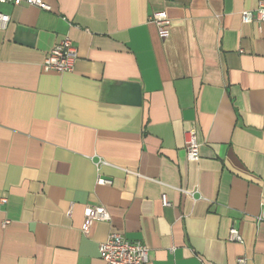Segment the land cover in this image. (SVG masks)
Instances as JSON below:
<instances>
[{"label":"crops","instance_id":"crops-1","mask_svg":"<svg viewBox=\"0 0 264 264\" xmlns=\"http://www.w3.org/2000/svg\"><path fill=\"white\" fill-rule=\"evenodd\" d=\"M44 1L0 4V264H105L112 233L148 264H264V0ZM66 38L74 71L44 72ZM89 206L110 221L84 235Z\"/></svg>","mask_w":264,"mask_h":264},{"label":"built area","instance_id":"built-area-1","mask_svg":"<svg viewBox=\"0 0 264 264\" xmlns=\"http://www.w3.org/2000/svg\"><path fill=\"white\" fill-rule=\"evenodd\" d=\"M0 4H10L13 6H31L44 11H51V6L44 0H0ZM10 21L9 16L0 13V28H4ZM158 28L159 36L162 40L170 37L171 21L165 12H156L151 20ZM242 21L244 24H252L254 22L264 23V2L255 11L242 12ZM78 54L72 41L69 38L61 41L46 58L43 69L47 73L66 74L74 71L75 62ZM201 145L198 135L195 131L186 132V153L190 162H198L200 160ZM99 184L110 185L111 182L100 179ZM3 202H7L3 199ZM163 205L168 207L170 202L166 195L162 197ZM85 221L82 228L84 235L90 233L91 227L95 221H110V214L106 208L102 206L86 207ZM10 224L9 221L4 222V227ZM231 242L242 243L243 239L239 230L232 227L230 230ZM100 257L105 264H148L150 260V251L141 242H130L123 235L112 233L108 239L100 246ZM237 264H248V260L244 257L239 258Z\"/></svg>","mask_w":264,"mask_h":264}]
</instances>
